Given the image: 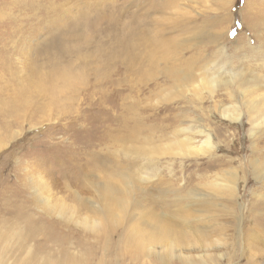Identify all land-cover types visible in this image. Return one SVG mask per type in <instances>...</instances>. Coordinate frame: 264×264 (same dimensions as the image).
<instances>
[{"label":"rangeland","instance_id":"1","mask_svg":"<svg viewBox=\"0 0 264 264\" xmlns=\"http://www.w3.org/2000/svg\"><path fill=\"white\" fill-rule=\"evenodd\" d=\"M260 18L264 0H0V264H264V90L202 83L252 79Z\"/></svg>","mask_w":264,"mask_h":264},{"label":"bare ground","instance_id":"2","mask_svg":"<svg viewBox=\"0 0 264 264\" xmlns=\"http://www.w3.org/2000/svg\"><path fill=\"white\" fill-rule=\"evenodd\" d=\"M259 17L260 16L258 15V12H257L255 15V18H259ZM261 23H262V18L259 19V26L264 27V25H261ZM258 40H259L260 47H257V48H259L260 50L255 51L251 48V52L254 53V55L252 56V59L255 58V60L252 61V59H251L249 61L256 63V65L258 67V70H253V72H250L252 75L251 80H243L244 77L242 75H239V73L234 75L232 72L221 70V72H224L225 74L229 75V77L226 79H223L221 77H215L216 74H213L212 77H210V78L206 77V78L202 79V83L206 86H209L211 88V90L213 91V93L215 92L214 89L219 88L221 90H224L225 92L228 93V95L231 98L233 97V93L235 91L234 88H236L237 91L241 92V97L243 99H250L252 97H256V98L259 97L261 91L264 90V40L260 39V37H258ZM162 61H167V58L166 57H157V59L155 60V62L158 65ZM201 63H202L201 59H199L198 65ZM167 74H169V73H167ZM150 80H155V75L152 71L150 72V76H149V81ZM182 82H184V84H182V86L178 85L179 91H181L184 88L190 89L194 92L195 96L200 98V96H198V94H197V91L195 92V90L197 88H200L201 85L198 86V83L195 82V79L193 76H191V77L186 76L182 80ZM261 102L264 103V97H262L258 103H261ZM229 119L232 121H239L240 116H238V115L237 116H230ZM178 146L182 151L187 153V155H190L189 152L192 151V148H191V143L189 140L188 141L183 140V142H178ZM211 147H212V143H211L210 138L208 137L207 141L204 144V147L200 148L199 151L203 152V153H207L211 149ZM107 189H108L107 190L108 195H114L115 192L111 187H108ZM214 191L226 196L227 194H231L232 191H235V188L231 186L230 188L224 187V189H216V190L214 189Z\"/></svg>","mask_w":264,"mask_h":264}]
</instances>
